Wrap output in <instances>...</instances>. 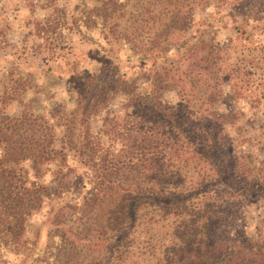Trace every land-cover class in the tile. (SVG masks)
Masks as SVG:
<instances>
[{
	"label": "trees",
	"instance_id": "1",
	"mask_svg": "<svg viewBox=\"0 0 264 264\" xmlns=\"http://www.w3.org/2000/svg\"><path fill=\"white\" fill-rule=\"evenodd\" d=\"M195 1L166 0L172 9L165 11V39L185 32ZM198 1L226 3L235 13L247 2L242 14L264 30V0ZM125 6L106 0L94 12L115 29ZM55 11L58 21H36L39 32L60 27L63 10ZM235 29L234 41L201 38L178 59L156 63L148 94L136 93L134 82L121 76L100 81L83 72L73 78L70 110L61 104L46 113L0 110L3 243L18 242L26 217L58 198L46 219L59 237L56 264H264V218L254 236L235 227L241 206L264 197V157L253 164L234 144L249 142L264 152V40L254 43L244 28ZM166 90L178 102L162 101ZM118 91L129 94L123 115L106 116L92 133L91 117ZM241 98L254 103L255 118L231 138L216 106ZM23 161L36 174L53 165L50 181H30ZM81 167L89 170L90 188L70 202L64 197L86 186Z\"/></svg>",
	"mask_w": 264,
	"mask_h": 264
},
{
	"label": "rangeland",
	"instance_id": "2",
	"mask_svg": "<svg viewBox=\"0 0 264 264\" xmlns=\"http://www.w3.org/2000/svg\"><path fill=\"white\" fill-rule=\"evenodd\" d=\"M106 0H0V110L10 116L22 111L46 113L53 106L64 105L66 110L73 106L75 98L74 77L83 72L99 74L100 81L110 75L121 76L134 82L135 92L148 94L152 85L155 64L162 60H176L201 38L223 44L236 40L242 27L254 43L264 40V30L252 28V16L242 12L248 7L244 2L240 12L229 4L216 6L215 2L198 1L190 11V21L185 32L176 30L177 36L170 42L165 39V11L171 10L166 0H114L124 3V13L117 19V27L96 14L95 8ZM264 7V4L259 3ZM63 10L60 27L46 33L37 30L36 21L50 17V23L58 21L55 8ZM59 14V13H58ZM261 14V13H260ZM259 15V14H258ZM159 17V19H158ZM59 25H57L58 27ZM37 27V28H36ZM238 42V41H237ZM158 51V52H157ZM160 53L164 58H155ZM156 62L154 63V61ZM114 76V77H115ZM224 93L229 91L227 85ZM127 92L118 91L110 103L97 115L91 117L89 125L96 133L106 116L121 117ZM164 102L174 104L178 96L174 90L160 94ZM250 99L235 101L225 99L216 106L223 115L225 133L238 138V131L246 119H254L255 108ZM246 125V124H245ZM249 126V125H246ZM241 133V132H240ZM239 133V134H240ZM251 135V131L249 132ZM238 153H246L253 164H259L264 152L249 142L235 143ZM28 179L48 183L53 165L34 173L30 161L20 164ZM88 169L80 168L82 182L86 186L67 194L64 199L73 201L90 188ZM58 198H47L24 222L23 233L16 243L0 239V264H56V245L59 237L48 226L46 219ZM264 218V197L241 206L235 227L242 228L254 236L259 221Z\"/></svg>",
	"mask_w": 264,
	"mask_h": 264
}]
</instances>
